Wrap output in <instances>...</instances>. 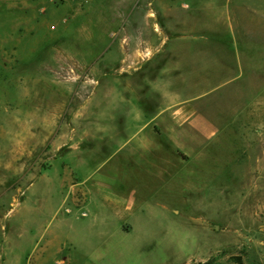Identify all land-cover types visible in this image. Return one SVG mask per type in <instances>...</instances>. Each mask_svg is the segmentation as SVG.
<instances>
[{"label":"rangeland","instance_id":"374dc122","mask_svg":"<svg viewBox=\"0 0 264 264\" xmlns=\"http://www.w3.org/2000/svg\"><path fill=\"white\" fill-rule=\"evenodd\" d=\"M148 3L178 2L0 0V264H264V59L153 62L217 127L169 142L168 183L96 137L124 130L116 106L145 84L119 73L142 63L119 40ZM212 3L264 38V0Z\"/></svg>","mask_w":264,"mask_h":264},{"label":"crops","instance_id":"0c3cea01","mask_svg":"<svg viewBox=\"0 0 264 264\" xmlns=\"http://www.w3.org/2000/svg\"><path fill=\"white\" fill-rule=\"evenodd\" d=\"M212 1L192 0L190 3L177 0L178 3L173 5L148 3L132 6L131 13L135 15L130 18L128 35L119 40L120 45L128 41L136 46L130 58L142 62L137 67H130V70L122 67L119 73L129 71L131 79L145 76L146 80L144 85L135 82V92L128 104L125 101L116 106V116L120 119V125L126 126L124 130L118 132L116 128L113 134L108 130H99L96 137L119 144L121 151L126 150L128 160H135L137 165L142 166L141 174L150 182L163 185L170 181V141L177 143L186 138H212L217 133L216 123L201 110L198 100L202 96L196 92L200 88L196 85L191 87L190 92L198 95L187 98L179 79L169 82L170 86L161 80L150 79L154 76V70L150 68L153 62L163 59H172L177 63L190 61L196 67V62L204 60V54L209 55L207 58L211 61H239L243 51L254 59H264V38L250 28V32H246L249 36H245L240 30L242 26L238 18L227 23L223 11L216 8ZM224 54H230V57L226 58ZM174 65L160 68L157 76H176L183 69ZM197 67L200 65L197 64ZM243 74L241 68L236 73L226 75L241 77ZM192 75L199 76V73H181L183 77ZM132 124L139 127L132 137L125 138L127 126ZM157 126H173V132L166 133L164 127L160 130ZM87 137L94 138L91 134ZM73 185L76 186V183Z\"/></svg>","mask_w":264,"mask_h":264}]
</instances>
